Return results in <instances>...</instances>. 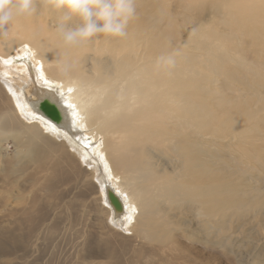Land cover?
I'll return each mask as SVG.
<instances>
[{
    "label": "bare ground",
    "instance_id": "1",
    "mask_svg": "<svg viewBox=\"0 0 264 264\" xmlns=\"http://www.w3.org/2000/svg\"><path fill=\"white\" fill-rule=\"evenodd\" d=\"M222 1L137 0L125 36L74 46L61 43L57 13L45 7L0 35L1 178L17 176L19 186H36L32 193L53 191L67 169L86 181L98 233L112 238L86 235L79 264H140L138 253L176 246L185 264H264V65L262 74L248 63L221 67L227 84L213 89V105L198 94L212 77L196 74L203 84L194 86L181 74L174 83L171 66H155L160 54L183 49L182 3L190 6L180 17L196 33L204 15L225 14ZM228 2L264 21V0ZM42 102L57 108V121ZM8 139L15 155L3 154ZM33 196L25 214L37 206Z\"/></svg>",
    "mask_w": 264,
    "mask_h": 264
},
{
    "label": "rangeland",
    "instance_id": "2",
    "mask_svg": "<svg viewBox=\"0 0 264 264\" xmlns=\"http://www.w3.org/2000/svg\"><path fill=\"white\" fill-rule=\"evenodd\" d=\"M182 4L183 7L178 9H181V15H186L190 3ZM222 5L225 14L204 15L196 33H192V29H197L196 26L186 22L180 14L176 21V28L181 31L179 46H183V49L174 51L175 63L171 66L174 71L173 82L178 83L181 74H184L187 81L198 86L203 84V81L197 82L194 75L212 77V85L198 90V94L208 105H213L214 98L218 96L213 89L227 84L225 75L219 71L221 67L227 72L230 68H238L248 63L249 67L261 68L260 72L250 73L262 74L264 65V21L259 19L254 11L243 13L241 5L237 9L234 4L232 7L228 0L222 1L220 9ZM36 7L42 8L39 0ZM194 10L197 12L198 8ZM210 11L207 9L204 12L209 14ZM229 13H233L232 19ZM241 15H247L249 21L240 18ZM239 20L247 22V25L240 27ZM227 21H231L229 27ZM163 70L164 67H160V71ZM9 140V144L4 145L6 147L3 148V154L15 155L17 150ZM80 162L82 166L86 165L82 159ZM164 167L167 168V164ZM16 179L17 176L8 181L2 179L0 167V264H79L77 250L86 235L96 242L112 238L107 234L98 233L94 219L97 213L85 195L86 181H83L79 174L69 173L67 169L61 183L48 192L39 190L32 193L36 186H19ZM11 181H14L13 185ZM33 194L37 196V206L27 205L26 211L32 212L25 214L26 199H32ZM113 239L110 241L111 250H117L120 237ZM200 247L204 251L209 250L205 246ZM227 247L223 246L220 250ZM180 248L176 246V250H164L155 247L154 250H147V254L138 253L135 258H140V264L188 263L185 256H179ZM125 257L129 258L128 255ZM222 258L225 259L223 256Z\"/></svg>",
    "mask_w": 264,
    "mask_h": 264
},
{
    "label": "clouds",
    "instance_id": "3",
    "mask_svg": "<svg viewBox=\"0 0 264 264\" xmlns=\"http://www.w3.org/2000/svg\"><path fill=\"white\" fill-rule=\"evenodd\" d=\"M36 3L37 0H0V35L8 34V27L16 18L33 15ZM39 3L57 13L54 30L66 46L100 35L125 36L137 7V0H39ZM175 55L174 52L160 54L155 58V66H173ZM58 67L67 72L72 65L63 61Z\"/></svg>",
    "mask_w": 264,
    "mask_h": 264
},
{
    "label": "water",
    "instance_id": "4",
    "mask_svg": "<svg viewBox=\"0 0 264 264\" xmlns=\"http://www.w3.org/2000/svg\"><path fill=\"white\" fill-rule=\"evenodd\" d=\"M40 109L43 110L47 114V116L51 117L53 120L57 121L59 119V112L57 108L52 104L48 102H42L40 104ZM109 199L114 206L118 208L120 207L118 199L116 198V196H114V194L109 193Z\"/></svg>",
    "mask_w": 264,
    "mask_h": 264
},
{
    "label": "snow or ice",
    "instance_id": "5",
    "mask_svg": "<svg viewBox=\"0 0 264 264\" xmlns=\"http://www.w3.org/2000/svg\"><path fill=\"white\" fill-rule=\"evenodd\" d=\"M45 83L47 84L48 83V81L47 80H45ZM69 91H71V89H69ZM61 95H63V93H61ZM68 107H73L72 105H68Z\"/></svg>",
    "mask_w": 264,
    "mask_h": 264
}]
</instances>
